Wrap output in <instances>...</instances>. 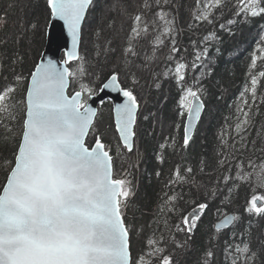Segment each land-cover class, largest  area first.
<instances>
[{
    "label": "snow or ice",
    "instance_id": "1",
    "mask_svg": "<svg viewBox=\"0 0 264 264\" xmlns=\"http://www.w3.org/2000/svg\"><path fill=\"white\" fill-rule=\"evenodd\" d=\"M179 2L151 0L149 3L145 0L143 7L152 11V18L149 20L143 14L135 15L131 34L133 38L154 34L158 45H163L165 39L170 44L167 59L174 64V68L163 75L167 77L171 73L181 88L176 116L186 119L181 147L187 149L194 139V123L199 121L205 108L201 99L205 89L198 78L195 87L184 86L182 82L189 68L193 71L203 68L208 53L207 44L220 38L214 32L203 37L205 46L196 51L190 65L183 57L178 58L182 51L176 41L179 35L176 21L180 12L177 7ZM96 5L97 0H46V19L63 21L72 39V48L66 52L62 63L52 59L41 61L34 65L29 76H25L15 71L12 62L0 59V75L7 72L13 78L0 84V137L6 144L14 142L12 160L5 158V163H11L12 167L6 172L5 182L0 185V264H151L146 256L154 257L158 264H178L173 251L161 246L163 237H147V251L141 248L138 252L141 241L137 237L142 230L138 231L125 222L129 198L134 195L132 181L127 178L130 173L125 174V178H114L111 150L102 142L94 123L97 110L87 103L97 89L82 83L73 94L66 92L70 80H78L81 74L70 71L64 65L79 59L77 44ZM224 6L225 0H196V10L190 13L187 27L195 29L202 23L213 24L215 11L222 10ZM117 7L114 5L112 10ZM234 15L264 16V0H236ZM226 23L232 25L236 21L228 19ZM47 27L46 23L45 35ZM219 28L232 34L225 24H220ZM192 43L195 47L196 42ZM257 50L259 57L256 50L251 55L252 69L257 67L258 59H264V47L257 44ZM138 56L129 42L121 53V63L110 70L98 89L101 92L106 89L118 92L126 98L124 103L116 105V131L122 149L127 152H132L134 148L140 109L135 92V85L140 82L134 63ZM15 61L21 62L22 57L17 55ZM141 64L146 66V61L142 60ZM122 74L131 80L130 86L122 83ZM249 76L251 88L245 91H250L255 100L258 77H264V71H259L258 75L249 72ZM4 80L8 81L7 75H4ZM25 81L24 94L18 97L17 87ZM20 105H23L22 109ZM244 117L235 126L238 135L246 132L250 123L248 112H244ZM17 122L19 134L14 130ZM176 130H180L179 125H176ZM89 135L95 136L91 147L85 142ZM164 147V144L160 145L161 149ZM219 163L223 164L224 159ZM186 171L192 173L193 170L187 168ZM174 177L171 184L186 182L179 168ZM229 179L231 177H224L225 182ZM182 199L180 195L168 196L166 205L172 203V207L167 208L169 215L179 211L176 202ZM208 207L207 202H200L190 211L180 214L174 227L177 232L185 233L188 239L177 243L172 237L175 249L188 248L197 222ZM244 211L264 217V196L252 195ZM236 219L226 215L215 226L216 230L230 227ZM231 239H236L235 234ZM225 254L230 264H254L258 255L250 239H241L238 244L226 242ZM213 257L214 252L205 249L199 264H212Z\"/></svg>",
    "mask_w": 264,
    "mask_h": 264
},
{
    "label": "trees",
    "instance_id": "2",
    "mask_svg": "<svg viewBox=\"0 0 264 264\" xmlns=\"http://www.w3.org/2000/svg\"><path fill=\"white\" fill-rule=\"evenodd\" d=\"M119 2L125 9L114 13L109 10L112 0H97L96 10L86 22L79 59L69 64L70 71L81 74L78 80H71L69 93L79 90L82 83L96 88L97 93L110 70L121 63V53L131 42L139 54L134 60L140 81L135 85V92L137 98L142 96L133 151L127 152L120 145L110 100L100 106L95 126L101 140L111 150L114 178H125V174L130 173L127 178L132 181L134 195L129 198L125 222L142 230L137 237L141 241L138 252L141 248L147 251V237H163L161 246L173 251L178 264H199L205 249L214 252L212 264H230L225 243L238 244L241 239H250L258 254L254 264H264V217L244 211L252 195L264 196V77H258L255 100L250 91H245L251 88L249 72L258 75L259 71H264V59H258L257 67L251 68L253 51L260 56L257 44L264 47V16L237 17L234 15L236 0H225L223 9L215 11L213 24L202 23L193 29L187 27V23L190 13L196 10V0H180L177 4L180 12L176 15L179 31L176 41L182 49L178 58L183 57L190 65L196 51L205 46L203 37L214 32L220 38L207 44L203 68L194 71L189 68L182 82L184 86L195 87L198 78L205 89L201 97L205 104L204 115L193 141L183 149L185 119L176 116L181 88L171 73L167 77L163 75L174 68L167 59L170 44L165 39L163 45H158L154 34L133 38L131 29L135 15L143 14L150 20L152 11L143 7L145 0ZM46 17V0H0V59L12 62L17 73L29 76L39 62L46 44L45 24L49 26L50 23ZM228 19H234L236 23L227 25ZM220 24L230 28L232 34L220 29ZM17 55L22 57L19 63L15 61ZM142 60L146 61V66L141 64ZM4 75L8 76V81L4 80ZM12 79L5 72L0 75V84ZM121 81L125 86L131 85V80L124 74ZM26 86L27 81L17 87L18 97L23 96ZM244 112H248L250 123L247 131L238 135L235 126L245 119ZM146 113L149 115L147 120L143 119ZM20 115L23 116L22 111ZM176 125L180 130H176ZM14 130L19 134V122ZM94 140L95 136L89 135L86 143L91 146ZM161 144L165 145L163 149ZM13 147L14 142L6 144L0 137V185L5 182L8 165L12 166L5 163V158L12 160ZM221 159H224L223 164L219 163ZM134 164L139 167H131ZM177 168L186 177V182L171 184ZM187 168H192V173H188ZM225 176L231 179L225 182ZM171 195L183 197L176 202L179 211L173 215L167 213L172 203L166 205ZM200 202H207L209 207L197 222L188 248L175 249L172 237L177 243L188 237L177 232L174 224L181 213L190 211ZM230 213L237 217L232 226L217 231L216 222ZM232 234H235V240L231 239ZM145 259L158 264L154 257L146 256Z\"/></svg>",
    "mask_w": 264,
    "mask_h": 264
},
{
    "label": "water",
    "instance_id": "3",
    "mask_svg": "<svg viewBox=\"0 0 264 264\" xmlns=\"http://www.w3.org/2000/svg\"><path fill=\"white\" fill-rule=\"evenodd\" d=\"M81 41H82V37H81V40L77 44V56L78 57L80 55ZM71 48H72V39H71V36L69 35L66 27L64 26V22L58 21V20H50V23H49V26L47 29L45 48L41 54V57H40L38 63H40L41 61L46 62L48 59H52V60L56 61L58 64H60L64 61L66 52H68ZM75 60H77V59H74V60L70 61L69 63L65 64L64 67L69 68V64ZM70 84H71V80H70V83L66 89V92L69 95L73 94V93H71V94L69 93ZM125 99L126 98L123 97L120 93L106 89L103 92L98 91L97 93L93 94L92 97L90 99H88L87 103L97 110V115H98L99 107L105 101L110 100L112 102V105H113V117H114V122H115V126H116V119H117L116 105L124 103ZM139 111H140V109H139ZM139 111H138V114H139ZM204 112H205V108L202 111V114H201L199 121L194 123V132L196 131V129H197V127H198V125H199V123H200V121L204 115ZM138 114H137V117H138ZM97 115H96V117H97ZM96 117H95V120H96ZM95 120H94V123H95ZM185 122H186V119H185ZM136 124H137V122H136ZM135 128H136V126H135ZM87 139H88V137H86L85 142H87ZM134 147H135V140H134ZM112 166H113V161H112ZM113 172H114V167H113ZM227 215L235 217V215L233 213H230ZM225 216H223L221 219H219L216 222V225L221 223L223 221V219L225 218ZM224 229H227V228H224ZM221 230H223V229H221Z\"/></svg>",
    "mask_w": 264,
    "mask_h": 264
},
{
    "label": "rangeland",
    "instance_id": "4",
    "mask_svg": "<svg viewBox=\"0 0 264 264\" xmlns=\"http://www.w3.org/2000/svg\"><path fill=\"white\" fill-rule=\"evenodd\" d=\"M120 0H112V5L110 6L111 8L109 9L111 12H114V13H118V12H120V11H122L121 9H125V7H124V5H121V3L119 2ZM114 5H118V7L116 8V10H112L113 9V6ZM85 26H87V25H85ZM85 29L82 31V39H83V37H85L84 35H85V31H86V27H84ZM81 44H82V41H81ZM95 94V93H94ZM141 98H142V96L140 95V96H138V100H139V102H140V110H141ZM100 108V107H99ZM139 114H140V111H139ZM139 114H138V117H139ZM148 115V113H146V114H144V116H143V119H145V117H147V119L149 118V115ZM138 117H137V121H138ZM147 119H145V120H147ZM157 119H158V117H157ZM158 121V120H157ZM136 127H137V124H136ZM136 129V128H135ZM103 142V141H102ZM92 146V145H91ZM120 166V165H119ZM12 166L11 165H8V168L10 169Z\"/></svg>",
    "mask_w": 264,
    "mask_h": 264
}]
</instances>
